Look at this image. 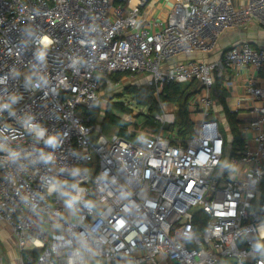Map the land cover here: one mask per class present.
<instances>
[{
  "label": "built area",
  "instance_id": "1",
  "mask_svg": "<svg viewBox=\"0 0 264 264\" xmlns=\"http://www.w3.org/2000/svg\"><path fill=\"white\" fill-rule=\"evenodd\" d=\"M167 1L156 17L154 0H0V225L16 264H264V92L249 80L226 104L250 115L232 146L215 87L227 102L232 73L264 70V48L204 60L228 30L264 28V0ZM114 74L145 80L155 132L89 123ZM191 82L181 139L160 96Z\"/></svg>",
  "mask_w": 264,
  "mask_h": 264
},
{
  "label": "trees",
  "instance_id": "2",
  "mask_svg": "<svg viewBox=\"0 0 264 264\" xmlns=\"http://www.w3.org/2000/svg\"><path fill=\"white\" fill-rule=\"evenodd\" d=\"M126 76L127 75L114 74L110 76V80L113 84H118L122 77ZM195 87L196 84L194 82L183 84L170 83L164 87L160 96V103L171 105L176 108L174 129L181 139L189 137L192 133V123L189 119L187 103L189 97L194 93ZM215 87L217 90L218 104L221 107L220 113L229 125L228 129L232 140L231 144L232 146L241 145L237 132L238 121L235 116L230 114L227 110L225 103L226 91L221 88L220 80L215 81ZM123 91L122 94L126 93L129 95L137 107H141L145 110L146 113L143 115L145 118L144 124L153 129V132L156 131L158 124L154 120V116L160 113V107L153 96L152 90L144 86H131L123 88ZM100 112L99 108L85 112L89 117V123L91 125L97 126L100 131L104 128L112 129L117 136L123 139L130 141L135 140L136 133L131 130L132 124L121 117L123 115H132V111L124 104L120 102L112 103L110 99L106 109L103 111V118L99 122ZM114 113H119V115L117 116ZM259 193L260 200L264 201V179L259 186Z\"/></svg>",
  "mask_w": 264,
  "mask_h": 264
},
{
  "label": "crops",
  "instance_id": "3",
  "mask_svg": "<svg viewBox=\"0 0 264 264\" xmlns=\"http://www.w3.org/2000/svg\"><path fill=\"white\" fill-rule=\"evenodd\" d=\"M169 6H170V2H167L165 4L162 3V0H154L153 2V7L160 8V9H157V12L158 11L160 12L158 17L165 16L169 10ZM241 41L247 42L253 48H264V28L259 27L256 24H251L249 25L247 30L244 32H240L234 29L228 30L220 37L218 41V47L211 56H214L215 58H219L221 53L225 49ZM211 56L205 57L204 60L210 61L209 59ZM199 57H196V58L193 57L190 59H198ZM201 59H202V56H201ZM232 74H235V75H234L233 85L231 86V88L229 89L227 93L228 98H227V102H225L227 106L233 107L235 102L238 99H241V100L247 99V95L245 91H246V87L249 84V80H251L256 87L260 88L264 92V71L256 72V71H252L251 69H247L245 71H240V72L232 73ZM251 105L262 106L263 104H261L260 102L248 104V106H251ZM236 118L240 122L247 121L248 119H250L248 110L247 109L240 110ZM0 254L2 255L1 252ZM7 254L9 257L8 258L5 257V258L8 260V264L9 262H11V264H16L17 263V253H16L15 248L14 250L11 249L9 252H7Z\"/></svg>",
  "mask_w": 264,
  "mask_h": 264
},
{
  "label": "rangeland",
  "instance_id": "4",
  "mask_svg": "<svg viewBox=\"0 0 264 264\" xmlns=\"http://www.w3.org/2000/svg\"><path fill=\"white\" fill-rule=\"evenodd\" d=\"M168 2V1H167ZM160 14V12L158 11L156 13V17H158ZM200 55L198 54H188V55H184V56H180L179 58L181 59H190V58H196L199 57ZM201 56L198 58L200 59ZM215 58L214 56H211L210 59ZM209 59V60H210ZM145 80L141 79L139 76L135 77V76H126V77H122V79L120 80V82L110 88H104L101 92L102 94V104L100 105V118H99V122L101 121V119L103 118V111L106 109L107 105H108V101L111 99V102H120L122 104H124L127 108H129L132 111V115L130 116H126L123 115L121 116L122 118H126L131 122V130L134 131L135 133H146V134H151L153 133V129H151L150 127L146 126L144 124V114L146 113L144 109H142L141 107H137L136 104L132 101V98L127 95L126 93H123V88L125 87H131V86H136V87H145ZM117 116L119 115V113H114ZM224 129L223 132L225 134L227 131V127H229V125L227 124V126L223 125ZM226 128V129H225ZM130 131V130H129ZM105 136L107 137H111L112 135H116L115 131H113L112 129H107L104 128L101 131ZM155 132V131H154ZM14 243V239L11 235V231L8 227H6L5 225H0V252L2 253L5 261L7 260L5 257H9L7 252H9L11 249L14 250L15 246L13 245ZM15 256V254H14ZM8 263V260L6 261ZM9 264H11V262H9Z\"/></svg>",
  "mask_w": 264,
  "mask_h": 264
}]
</instances>
